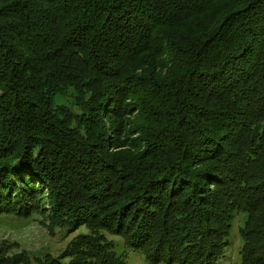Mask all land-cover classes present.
Returning <instances> with one entry per match:
<instances>
[{
  "label": "trees",
  "instance_id": "trees-1",
  "mask_svg": "<svg viewBox=\"0 0 264 264\" xmlns=\"http://www.w3.org/2000/svg\"><path fill=\"white\" fill-rule=\"evenodd\" d=\"M264 264V0H0V217L84 229L0 264Z\"/></svg>",
  "mask_w": 264,
  "mask_h": 264
},
{
  "label": "rangeland",
  "instance_id": "rangeland-1",
  "mask_svg": "<svg viewBox=\"0 0 264 264\" xmlns=\"http://www.w3.org/2000/svg\"><path fill=\"white\" fill-rule=\"evenodd\" d=\"M246 213L236 212L233 217L230 235L227 239L221 264H243L241 229L245 226ZM84 229L65 234L64 231L53 232L49 227V221L40 214H34L28 219L18 217H0V246L6 250V256L11 257L20 253L30 254L33 258L51 253L54 256L61 255L69 243ZM109 240L116 243V253L125 255L126 264H154L145 258L140 251L129 249L119 236L107 234ZM166 264V263H160Z\"/></svg>",
  "mask_w": 264,
  "mask_h": 264
}]
</instances>
